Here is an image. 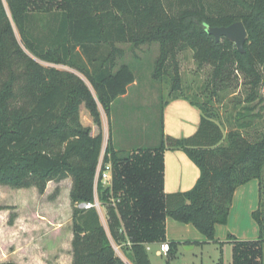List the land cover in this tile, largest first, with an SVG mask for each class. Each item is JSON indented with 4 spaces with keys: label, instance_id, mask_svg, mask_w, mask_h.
<instances>
[{
    "label": "trees",
    "instance_id": "trees-1",
    "mask_svg": "<svg viewBox=\"0 0 264 264\" xmlns=\"http://www.w3.org/2000/svg\"><path fill=\"white\" fill-rule=\"evenodd\" d=\"M6 3L0 0V182L45 187L49 181L72 177L73 264H127L112 243L122 247L127 237L132 246H126V259L131 264H152L147 245L166 241L167 218L194 226L207 241L214 242L216 226L228 223L236 191L254 180L260 183V207L253 213L260 236L256 242L235 246L233 264H263L264 133L254 140L241 130L225 135L213 105L215 94L202 101L198 96H174L170 101L184 99L201 111L198 131L182 139L165 136L161 115V139L154 147L124 153L110 141L103 162L112 164L115 187L99 182L96 190L104 136L101 132L92 136L91 128L82 125L80 106L86 104L100 128V105L110 116L115 102L136 82L130 66L121 65L116 70L117 56L125 55L117 47L121 44L135 48L159 45L156 76L187 49L200 65L214 68L215 85L217 80L227 81L235 66L252 88L245 102L258 101L264 66V0ZM45 18L43 32L37 33L35 24ZM239 21L248 32L245 53L225 38L216 42L207 32L209 27H227ZM104 44L112 49L103 59L108 66L90 72L80 65L81 51L89 54ZM38 60L76 68L94 93L76 74L46 67ZM179 86L177 75L173 90ZM168 148L185 152L200 170L192 190L164 194L163 152ZM96 196L102 207L108 206L110 235L96 208H80L82 203H93Z\"/></svg>",
    "mask_w": 264,
    "mask_h": 264
},
{
    "label": "rangeland",
    "instance_id": "rangeland-1",
    "mask_svg": "<svg viewBox=\"0 0 264 264\" xmlns=\"http://www.w3.org/2000/svg\"><path fill=\"white\" fill-rule=\"evenodd\" d=\"M4 2L7 5L6 0ZM45 22H47L46 18L39 21V25L35 24L37 33L43 32ZM15 30L20 40L19 33L17 29ZM117 47L123 49L125 55L117 56L116 70L121 65L130 66L135 74L136 82L128 89L126 97L115 102L110 116L100 105L103 121L100 128L95 124L86 104L80 106L82 125L86 124L87 120L94 122L98 131L104 136V148L110 141L111 143L115 141L119 146H127L128 151L157 145L161 139L160 118L164 115L166 103L179 95L198 96L202 101L207 96L215 94L212 95L213 105L225 135L230 131L241 130L246 138L254 140L259 134L264 133V66L262 68L263 82L258 89L260 98L248 104L245 99L252 88L247 84V78L236 70L235 66L227 81L221 83L217 80L215 85L214 68L205 64L200 65L194 58V53L187 49L178 53L176 61H169L165 65L162 75L156 76L160 57L159 45L148 44L135 48L131 44H121ZM111 50L104 44L91 49L89 54L81 51L78 62L87 67L90 72H95L101 65L108 66L103 59L111 55ZM93 57H96L98 61L92 62ZM38 62L46 67L76 74L93 91L88 79L76 68L39 60ZM177 75L180 77V86L174 91ZM242 126L247 127L242 128ZM106 186L113 189L115 187L113 180ZM72 187L73 180L70 176L49 181L45 187L26 188L13 183L0 182V263L70 264L69 255H73L74 235ZM246 212L243 210L242 216L246 219L245 225L248 227L250 223L248 208ZM99 213L110 235L109 210L107 212L105 208H101ZM112 243L118 256L127 264H131L125 257L126 247L117 249L113 240ZM217 248L215 253V250L208 248L204 251V256L200 254V248L195 251H186L182 246L174 249L169 257L157 258L154 251L149 252V255L155 264H232L230 248L221 246Z\"/></svg>",
    "mask_w": 264,
    "mask_h": 264
},
{
    "label": "crops",
    "instance_id": "crops-1",
    "mask_svg": "<svg viewBox=\"0 0 264 264\" xmlns=\"http://www.w3.org/2000/svg\"><path fill=\"white\" fill-rule=\"evenodd\" d=\"M132 86V85H131ZM130 86V87H131ZM129 87V88H130ZM128 94V93H127ZM127 94L123 97H126ZM121 97V98H123ZM202 113L201 111L192 106L188 101L184 99H176L170 101L165 109L163 115V131L165 136H170L176 139L188 138L193 136L199 129L201 123ZM86 127L91 128L92 136H97L100 131L98 127L91 120H87ZM112 145L118 151L128 152L127 146H119L116 142L112 141ZM156 145V144H154ZM152 147H154L152 145ZM143 148V147H142ZM139 148V149H142ZM106 148H104L102 159L104 157ZM138 150V149H137ZM132 150L130 152H133ZM164 161V181L163 191L165 195L185 193L194 188L199 177L200 170L188 157V155L179 150H172L170 148L165 149L163 152ZM113 180V175L111 176ZM106 186V185H105ZM107 187V186H106ZM261 195H260V183L258 181H252L248 184L240 187L233 198L232 207L227 225L216 226V241H207L205 236L202 235L194 226L177 222L171 218L166 220V241L171 247V251L168 255L160 253V245L162 243H151L149 252H155L157 258L170 256L174 249L178 246H182L186 251H195L197 248L201 249V255L204 256V251L208 248L213 249L214 253L217 252L218 246L222 248L228 247L232 253V264L234 263V249L238 243H250L256 242L260 236V229L258 224L253 218V213L260 207ZM113 207L116 209L118 218L121 220V216L117 210L116 202L112 201ZM248 206V207H247ZM105 208L108 212V207ZM248 208L249 226L245 225L246 219H243V210L245 212ZM247 213V212H246ZM255 222V223H254ZM122 224V230L124 231V225ZM256 224V225H255ZM74 239V235H73ZM129 239L122 244V247H126ZM263 250V264H264V244ZM208 253V252H207ZM210 255V253H208ZM70 264L73 261V255L70 254ZM179 257H177L178 259ZM151 263L155 264L152 257H150ZM17 263V262H15ZM19 264V263H17Z\"/></svg>",
    "mask_w": 264,
    "mask_h": 264
},
{
    "label": "water",
    "instance_id": "water-1",
    "mask_svg": "<svg viewBox=\"0 0 264 264\" xmlns=\"http://www.w3.org/2000/svg\"><path fill=\"white\" fill-rule=\"evenodd\" d=\"M209 35L215 37L216 42L225 38L233 43L240 53H245V44L248 39V32L243 22H235L227 27H209Z\"/></svg>",
    "mask_w": 264,
    "mask_h": 264
},
{
    "label": "built area",
    "instance_id": "built-area-1",
    "mask_svg": "<svg viewBox=\"0 0 264 264\" xmlns=\"http://www.w3.org/2000/svg\"><path fill=\"white\" fill-rule=\"evenodd\" d=\"M112 170H113V167H112L111 163L106 164L103 162V160L101 161L99 171L97 174V178H96V190H97L99 182L103 183L104 185L109 184V182L112 179V177H111L112 176ZM113 202H115L114 199H113ZM80 208L85 209V210L96 208L99 211L102 208V203L100 202V200L96 196L95 201L93 203H82L80 205ZM127 246L128 247L132 246L131 241H129L127 243ZM119 248L120 247L117 246V249H119ZM147 250L148 251L150 250L148 246H147ZM170 251H171V247H170L169 243L165 242V243H162L160 245V253L161 254L168 255Z\"/></svg>",
    "mask_w": 264,
    "mask_h": 264
}]
</instances>
